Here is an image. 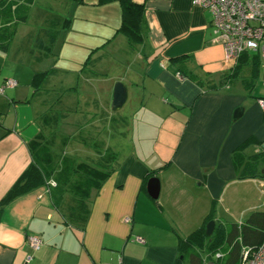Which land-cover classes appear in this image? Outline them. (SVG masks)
<instances>
[{
    "label": "crops",
    "instance_id": "crops-1",
    "mask_svg": "<svg viewBox=\"0 0 264 264\" xmlns=\"http://www.w3.org/2000/svg\"><path fill=\"white\" fill-rule=\"evenodd\" d=\"M131 1L144 9L141 44L119 32L118 1L33 0L8 50H0V85L16 82L0 95V200L44 135L68 144L98 123L100 133L108 125L118 135L107 141L116 154L112 170L92 189L84 215L74 214L73 200L57 206L50 184L4 206L0 264H188V237L211 220V235L219 226L226 237L253 215L264 230L260 56L244 52L230 68L212 41L209 11L193 0ZM118 81L127 91L120 130L112 113L120 109L110 108ZM115 140L126 143L120 156ZM153 176L156 199L147 190ZM29 236L39 237V249ZM195 250L204 264L216 260L215 252Z\"/></svg>",
    "mask_w": 264,
    "mask_h": 264
},
{
    "label": "trees",
    "instance_id": "trees-1",
    "mask_svg": "<svg viewBox=\"0 0 264 264\" xmlns=\"http://www.w3.org/2000/svg\"><path fill=\"white\" fill-rule=\"evenodd\" d=\"M98 1L100 4L118 1L122 10L119 32L131 44L137 45L144 41L146 24L142 5L131 0ZM32 2L33 0H0V50L4 52L8 50L15 28L18 24L26 22L27 10ZM38 77L40 76L37 74V79ZM65 143H60L62 149L66 145ZM53 144L47 140L45 135L43 139L34 141L31 147V162L0 200V215L4 206L15 197L43 185L50 186L49 182L53 180L54 174L56 176L53 180L54 185L50 186V192L55 204L59 206L64 201L65 193L68 192L77 204V208L73 211L74 214L82 216L87 212L90 193L110 173L112 170L111 162L116 154L105 149L103 154L99 156V164L92 167L85 162H77V159L75 161L73 158L70 159L69 156L64 155L63 151L58 153L60 158L56 161L50 151L56 147ZM53 153L56 154L54 151ZM71 177L73 178L71 179ZM69 185H71L70 189L68 188ZM253 217L254 215L243 224L231 226L226 237L224 236V229L219 226L215 227L214 234L209 237L205 235L204 228L194 231L187 239V243L191 247L188 264H204L201 250H195L197 247L215 253L218 249L217 252L222 253V256L215 260L216 264H239L241 248L255 247L264 239V230H259L261 226L252 221ZM254 225H258V228H253ZM221 249L224 252L220 251ZM210 260L212 259L210 258Z\"/></svg>",
    "mask_w": 264,
    "mask_h": 264
},
{
    "label": "built area",
    "instance_id": "built-area-1",
    "mask_svg": "<svg viewBox=\"0 0 264 264\" xmlns=\"http://www.w3.org/2000/svg\"><path fill=\"white\" fill-rule=\"evenodd\" d=\"M193 4L209 11L213 30L212 41L222 45L224 60L230 68L234 69L236 61L244 52L257 53L264 64V0H193ZM15 85L14 80H5L0 85V95L4 94L6 88ZM258 101L264 108V99ZM49 184L54 185V182ZM125 221L128 222L129 218H125ZM134 240L142 242L139 236ZM27 243L33 250L41 246V240L37 236H29ZM221 256L220 252L214 254L215 259ZM111 264L125 262L118 258ZM239 264H264V239L255 247H242Z\"/></svg>",
    "mask_w": 264,
    "mask_h": 264
},
{
    "label": "rangeland",
    "instance_id": "rangeland-1",
    "mask_svg": "<svg viewBox=\"0 0 264 264\" xmlns=\"http://www.w3.org/2000/svg\"><path fill=\"white\" fill-rule=\"evenodd\" d=\"M43 28H44V30L46 31L47 34H54L55 31H56L55 30L56 28L51 27L48 24H46V26L44 25ZM45 40L47 42L49 41V39H45ZM49 45H50L49 47L52 46V44H49ZM92 82H93L92 86L95 87V91L96 90L99 91V88H98L99 86L96 83H94L93 80H92ZM95 100L98 101V105L99 106H102V103L105 102V100H100L98 96L96 97ZM92 109H93V107L90 108V110H92ZM122 112H125V107L120 109V111L112 112L113 114H117L118 115V130H120V127L121 126L123 127V125L125 124L124 120H123L124 114L119 115ZM99 126H100L99 123H98V125L95 126V128H97V131L95 129H94V131L89 130V126L83 127L82 129L84 131L76 132L75 135H74V138H73V142L66 144V146L63 147V149L61 148L62 146L58 142V139H52V140H55L54 144H55L56 147H55V149H51L50 150L52 152L51 154L56 159V161L60 158L58 156V153L63 151L65 154L63 152H62V154L69 156L70 159L73 158L74 161H75V159H77L76 160L77 162L82 161V162L87 163L88 165H91L92 167L98 165L99 164L98 162L100 160L99 156L101 154H103L105 149H108L109 152H113V150L109 146V143L107 144V141H110L111 138L118 137V135L115 134V130H114L115 126H114V128L112 127V129L109 128L108 125L105 126L104 133H100L98 131ZM69 128H70L69 132L71 131V129L72 130L75 129L74 127H69ZM71 134H69V135H71ZM124 136H125V134H124ZM114 144L118 148L121 147V149L117 152V154L120 156L121 153L125 149L126 143L123 142V140H122V143H118V145H117V141L115 140ZM97 150H99V151H97ZM53 151L56 154H54ZM36 158H37V156H36ZM75 164H76V162H75ZM55 176H56V174L53 175V180H54ZM72 178L73 177H71V179ZM68 188L70 189L71 185H69ZM69 196L70 195L68 193L65 194L64 195V201L66 203H69L71 201V204H72V198H70Z\"/></svg>",
    "mask_w": 264,
    "mask_h": 264
},
{
    "label": "water",
    "instance_id": "water-1",
    "mask_svg": "<svg viewBox=\"0 0 264 264\" xmlns=\"http://www.w3.org/2000/svg\"><path fill=\"white\" fill-rule=\"evenodd\" d=\"M126 98H127V91H126L125 85L121 83L120 81L116 82L113 87V94H112V100H111V105H110L111 110L113 111L119 110L124 104ZM239 111L240 110L235 111L234 118L237 117ZM147 190H148L150 197H152L153 199H156L158 197L159 180L157 177L153 176L148 179ZM213 227H214V222L211 220L206 225L205 234L207 236L211 235ZM205 264H216V263L213 260H209Z\"/></svg>",
    "mask_w": 264,
    "mask_h": 264
}]
</instances>
